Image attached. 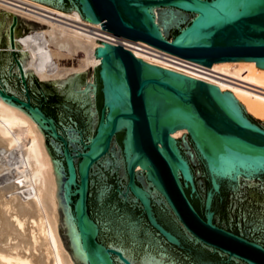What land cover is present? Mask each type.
<instances>
[{"label":"water","instance_id":"obj_1","mask_svg":"<svg viewBox=\"0 0 264 264\" xmlns=\"http://www.w3.org/2000/svg\"><path fill=\"white\" fill-rule=\"evenodd\" d=\"M35 1L117 40L96 39L97 65L38 80L18 37L49 25L0 8V97L43 133L77 264H264V120L118 38L264 69V0Z\"/></svg>","mask_w":264,"mask_h":264},{"label":"bare ground","instance_id":"obj_2","mask_svg":"<svg viewBox=\"0 0 264 264\" xmlns=\"http://www.w3.org/2000/svg\"><path fill=\"white\" fill-rule=\"evenodd\" d=\"M0 8L49 25L19 36L18 41L27 52L33 51L29 55L35 73L53 80L100 63L101 56L94 58L96 39L117 41L100 23L82 19L76 10L68 13L35 0H0ZM118 38L147 63L229 90L247 113L264 120V69H257L256 61L220 60L207 66L138 39ZM44 49L47 57L36 58L34 52ZM75 59L77 64L63 63ZM0 264H77L43 133L35 120L1 97Z\"/></svg>","mask_w":264,"mask_h":264},{"label":"rangeland","instance_id":"obj_3","mask_svg":"<svg viewBox=\"0 0 264 264\" xmlns=\"http://www.w3.org/2000/svg\"><path fill=\"white\" fill-rule=\"evenodd\" d=\"M29 54H32L33 55V51H28ZM36 54V58L38 59H45V57H47V49H44L42 51H38V52H34ZM78 62V59L76 60H67V61H64L63 63L66 64V65H72V64H77ZM37 74V73H36ZM37 78L38 80L41 79V80H53L52 78L53 77H47L45 74L41 73V74H37ZM249 114V113H248ZM251 115V114H250ZM252 116V115H251ZM253 118H256L254 116H252ZM256 119H259V118H256ZM62 231V230H61ZM63 233V231H62ZM64 234V233H63ZM65 237V235H64Z\"/></svg>","mask_w":264,"mask_h":264}]
</instances>
